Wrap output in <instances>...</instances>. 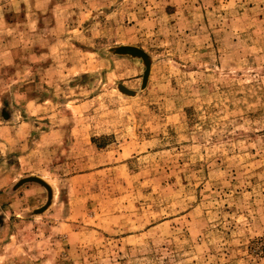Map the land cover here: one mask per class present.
<instances>
[{
    "label": "rangeland",
    "instance_id": "374dc122",
    "mask_svg": "<svg viewBox=\"0 0 264 264\" xmlns=\"http://www.w3.org/2000/svg\"><path fill=\"white\" fill-rule=\"evenodd\" d=\"M0 264H264V0H0Z\"/></svg>",
    "mask_w": 264,
    "mask_h": 264
},
{
    "label": "water",
    "instance_id": "95a60500",
    "mask_svg": "<svg viewBox=\"0 0 264 264\" xmlns=\"http://www.w3.org/2000/svg\"><path fill=\"white\" fill-rule=\"evenodd\" d=\"M122 53H129V54H132V55H142V52L138 51V50H135V49H131V48H123L121 50Z\"/></svg>",
    "mask_w": 264,
    "mask_h": 264
}]
</instances>
